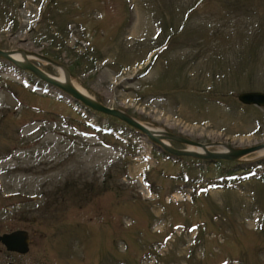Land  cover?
Listing matches in <instances>:
<instances>
[{
  "label": "rangeland",
  "instance_id": "374dc122",
  "mask_svg": "<svg viewBox=\"0 0 264 264\" xmlns=\"http://www.w3.org/2000/svg\"><path fill=\"white\" fill-rule=\"evenodd\" d=\"M0 49L51 58L148 127L264 142V107L238 100L264 92V0H0ZM14 230L29 250L0 242V264H264V155L170 156L0 57V236Z\"/></svg>",
  "mask_w": 264,
  "mask_h": 264
},
{
  "label": "water",
  "instance_id": "95a60500",
  "mask_svg": "<svg viewBox=\"0 0 264 264\" xmlns=\"http://www.w3.org/2000/svg\"><path fill=\"white\" fill-rule=\"evenodd\" d=\"M24 53L22 50H18ZM13 51L11 50H1L0 49V57L8 60L12 65L15 67L29 71L34 74L37 78L42 80L43 82L50 84L52 86L58 87L63 92L71 96L74 100L79 101L84 106L118 118L119 120L125 122L129 126L137 129L138 131L142 132L146 135L152 142L160 146L165 152L169 153L170 155L176 157L182 156H189L201 160H230L236 161L239 160L240 157L255 152L258 149L264 147V142L259 143L257 145L245 148H233L230 146L223 145L221 143H211V144H203L198 141L191 140L187 137L182 135L173 134L167 132L165 130L155 131L150 127L140 123L139 121L133 119L131 116L126 114L124 111L119 109H115L106 105H103L93 97L84 94L77 90L70 84L61 83L55 80L53 77L45 73L39 66H37L34 62V59L39 58L45 61H48L53 64L55 63L51 58L48 57H32V58H25V59H16L12 56ZM26 53V52H25ZM69 72V71H68ZM70 74V73H69ZM238 100L245 105H256L260 107H264V92L260 91H248L242 92L238 95ZM166 140H175L187 145L196 146L202 149V152L189 150V149H177L172 147L170 144L164 142ZM209 146H225L228 147V150H209ZM0 242L3 244L5 249L9 252H16L19 254H25L29 250V237L25 230H14L12 232L4 233L0 236Z\"/></svg>",
  "mask_w": 264,
  "mask_h": 264
},
{
  "label": "bare ground",
  "instance_id": "6f19581e",
  "mask_svg": "<svg viewBox=\"0 0 264 264\" xmlns=\"http://www.w3.org/2000/svg\"><path fill=\"white\" fill-rule=\"evenodd\" d=\"M12 56L14 58L20 59V60L25 59V58H32L31 55H28L27 53H25V52L23 53L21 51H18V52L13 51ZM57 66L59 67V77H54L55 80H57L61 83L70 84L73 87H75L77 90H79L80 92L89 95L81 86H79L78 84L75 83V81L72 79L71 75L69 74L68 70L65 67L60 66L58 64H57ZM151 129H153L155 131H158V130L161 131L160 129H155V128H151ZM221 147L224 149V151L228 150V147H225V146H221ZM189 150H195V151L202 152L201 148L196 147V146H192V145H189ZM256 152H258L261 156L264 155V147L256 150L255 153Z\"/></svg>",
  "mask_w": 264,
  "mask_h": 264
},
{
  "label": "flooded vegetation",
  "instance_id": "af4514ba",
  "mask_svg": "<svg viewBox=\"0 0 264 264\" xmlns=\"http://www.w3.org/2000/svg\"><path fill=\"white\" fill-rule=\"evenodd\" d=\"M234 162V161H233Z\"/></svg>",
  "mask_w": 264,
  "mask_h": 264
}]
</instances>
